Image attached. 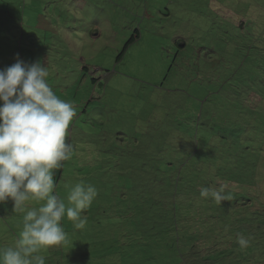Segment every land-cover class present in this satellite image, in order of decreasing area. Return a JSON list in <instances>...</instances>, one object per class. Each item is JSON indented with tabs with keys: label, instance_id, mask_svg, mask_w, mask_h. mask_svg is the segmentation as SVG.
Listing matches in <instances>:
<instances>
[{
	"label": "rangeland",
	"instance_id": "obj_1",
	"mask_svg": "<svg viewBox=\"0 0 264 264\" xmlns=\"http://www.w3.org/2000/svg\"><path fill=\"white\" fill-rule=\"evenodd\" d=\"M247 3L0 0V70L17 59L39 62L54 93L76 111L66 137L71 158L55 170V194L67 204L76 183L97 190L82 213L85 227L76 229L65 217L61 224L68 242L39 250L45 264H210L215 255L209 239L225 246L240 231L238 217L252 208L261 214L263 243L248 245L259 250L264 264V87L257 89L245 77L252 72L248 64L264 61L263 46H256L263 59L247 54L222 73L198 68L219 55L217 37L206 28L209 33L215 25L236 30L247 22ZM254 3L262 14L264 0ZM134 31L138 36L130 41ZM229 57L226 50L224 62ZM240 77L242 108L232 105V92L222 98L226 101L212 103L215 90L240 91ZM202 129L211 130L207 142L201 140ZM142 136L147 142L151 138L153 148L165 140L168 160L154 168L167 166V176L150 161L137 164L141 151H135V143ZM215 137L208 156L212 170L199 166L196 176L192 171L188 178L180 176L178 170L186 173L194 163L195 151L209 153L206 146ZM133 156L135 169L123 172L125 177L114 171ZM202 187L230 198L217 204L201 196ZM22 229L23 213L13 210V201L0 203V248L15 246Z\"/></svg>",
	"mask_w": 264,
	"mask_h": 264
},
{
	"label": "clouds",
	"instance_id": "obj_2",
	"mask_svg": "<svg viewBox=\"0 0 264 264\" xmlns=\"http://www.w3.org/2000/svg\"><path fill=\"white\" fill-rule=\"evenodd\" d=\"M48 72L39 62L17 59L0 70V203L11 199L13 210L23 213V229L13 247L0 248V264H45L41 248L68 242L61 224L66 217L83 229L82 213L97 196L83 181L76 183L66 204L55 194V170L72 154L66 143L69 125L76 116L72 103L60 99L47 83ZM203 197L217 204L229 199L222 191L202 187ZM42 202L32 206L26 202ZM237 243L246 247L244 236Z\"/></svg>",
	"mask_w": 264,
	"mask_h": 264
},
{
	"label": "trees",
	"instance_id": "obj_3",
	"mask_svg": "<svg viewBox=\"0 0 264 264\" xmlns=\"http://www.w3.org/2000/svg\"><path fill=\"white\" fill-rule=\"evenodd\" d=\"M255 0H248V6L251 7L250 11L246 12V19L247 22L244 23V21L239 22L237 25L236 30L234 31H229L232 30L233 27L231 26L229 30L224 29V27L220 26H214L213 28H208L211 29V33L207 31L206 28V33L213 36H216L217 38L214 41L215 45H218V50H219V55L218 58L215 61H207L206 63L201 64L198 68H202V70L206 72H213V73H222L224 70L228 69L233 62L236 60H239L241 57H244L245 55H253L255 58L258 59H263L264 56V12L262 14L256 13V9H263L261 5L255 4ZM225 11V10H224ZM228 13V11H226ZM249 25L252 26V29L244 30V25ZM139 33V32H138ZM137 31H134V34L130 36V41H133L134 38L138 36ZM260 37L258 42L256 43L254 38ZM178 45H181L177 43ZM127 43H124L122 50L124 51L125 48L127 47ZM263 46L262 52L263 56L260 54L259 50L256 48V46ZM205 48V47H203ZM226 50L229 52L230 55L233 57L228 58V62H224L225 57H226ZM215 62V63H214ZM217 64V66L214 68L213 65ZM263 66H264V61H255L248 64V67L251 68L252 72L248 74H245V77L250 81L252 80L255 84V87L258 89H262L264 87V72H263ZM223 81H220L219 87L223 84ZM239 85L238 89L240 91H227L224 89H219L215 90L218 94L213 96L212 98V103H219L224 102L226 100H223L222 98L231 96L229 92H232V105L236 106L237 108H242V92L244 90V83H243V78L240 77L238 79ZM224 85V84H223ZM228 92L229 94L227 95L225 92ZM212 92H209L211 94ZM264 93V90H263ZM261 94V91L257 93V95ZM207 100V98L205 99ZM210 108H215V112L218 107H214L212 105ZM223 108V107H220ZM212 114V117L209 120L214 119V114ZM214 121V120H213ZM203 131V136H202V141L207 142L210 137H211V130L210 129H202ZM121 135H124L123 132L120 133ZM149 141H146L145 136H142L136 140L135 143V151L139 149L141 152L137 153L138 156V161L137 164H142L145 165L147 161H150V163H153V168L154 164L157 166H161L162 160L167 162L168 158L165 153L164 145H165V140L162 139L160 140V143H156V147L153 148L151 143V138H148ZM134 140V139H133ZM218 138H214V143L207 145L206 147L209 150V153L206 154L205 151L199 152V154L195 151L194 152V163L190 166V169L186 170V173L182 172L184 169L178 170V173L180 176H186L187 178L190 177L191 171L192 174H195V170L200 166L202 168H207L211 169L209 165H211L212 162V156L208 157L212 153V148L214 145H216ZM153 153L155 155H153ZM105 154H102L100 157ZM207 155V156H205ZM156 156V157H154ZM209 159V160H208ZM137 160L136 156L133 157H128L126 159L121 160L118 164L120 165V168L115 167L114 171L118 173L121 176L123 175V172L130 170V169H135L134 167L131 166V164H135ZM206 160V161H205ZM117 166V165H116ZM136 166V165H135ZM137 167V166H136ZM154 170H164L166 171V175L168 174V168L167 166L163 168H154ZM212 170V169H211ZM196 176V175H194ZM214 176H216L214 172ZM125 177V176H124ZM146 184V183H145ZM151 185H149V190H150ZM59 197V196H58ZM258 216H261L259 210H256L255 208H252L251 210L245 212L243 214V219L241 220L238 217V225L240 226L239 233H235V235H230L227 242L225 243V246H219L215 241L212 239V243L210 244V247L212 249L213 254L215 257L209 258L210 264H261V260L259 258V250L253 248L252 246L247 245L246 247H241L239 244H236L233 246V242H237V237L238 236H244L246 239H248L249 242L253 243H263V235L261 234V227H260V219L257 218ZM258 230V232H257ZM253 250L256 253H253ZM190 253H200L199 251L194 252V250H189L188 254ZM196 255V254H195ZM197 256V255H196ZM190 264H194L192 262H189Z\"/></svg>",
	"mask_w": 264,
	"mask_h": 264
}]
</instances>
